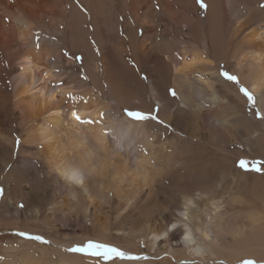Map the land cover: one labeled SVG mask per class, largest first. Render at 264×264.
<instances>
[{
  "label": "bare ground",
  "instance_id": "bare-ground-1",
  "mask_svg": "<svg viewBox=\"0 0 264 264\" xmlns=\"http://www.w3.org/2000/svg\"><path fill=\"white\" fill-rule=\"evenodd\" d=\"M203 2L206 7H201L199 0H0V129L8 118L7 106L11 103L13 110L18 108L23 124L30 122L24 140L32 145L28 149L39 157L37 162L20 156L21 168L54 174L59 187L68 196L66 209L69 213L72 208L83 219L88 215L89 205L109 203L105 190L112 180L124 189L136 183L147 185L154 179L156 175L150 171L148 155L141 153L143 148L151 146L147 139L148 126L141 125L144 121L137 122L115 111L127 106L128 101L145 108L159 103L161 116L165 110H173L176 98L164 94V84L170 80V74L174 77L173 84L176 87L177 83L180 85L177 94L181 98V106L192 97L197 106L202 98L213 103L222 100L214 90L216 82L224 83L234 98L243 100L231 83L216 74L219 61L228 64V58H232L238 66L239 80L258 94V106L264 116V25L237 38L239 26L249 24V17L252 24L255 19L264 21V6L261 5L264 0ZM169 41L182 43V48L176 47L182 54V62L178 63L172 55L157 53L161 45ZM91 43H96L98 55L89 54L85 49L84 46ZM65 44L73 50L82 46L84 59L85 54L88 61L95 59L92 64L86 66L85 63L84 68L92 76L97 92L103 95L105 91L108 104L95 108L97 100L90 96V82L76 85L82 88L80 93L71 91L70 81L62 77L60 48ZM105 47L109 54L106 70L102 66L104 62H96ZM164 55L170 63L165 62ZM126 56L142 61L141 69L147 82L142 83L138 78L130 85L132 72L123 63ZM110 65L120 76L113 77L109 73ZM193 69L199 70L200 76L191 73ZM103 73L106 76L101 78L99 74ZM146 92H149L151 101H146ZM73 112L93 123L78 122ZM12 113L15 117L16 112ZM254 135L258 136L256 150H260L259 154L264 157V133L258 130ZM140 143L142 149H138ZM253 150L256 152L255 147ZM167 159L175 161L172 155ZM5 160V152L0 153V168ZM53 187V196L61 193L58 186ZM42 192L46 195L44 186ZM7 195L2 198L3 206L10 216L20 218L21 212L11 199L5 201ZM201 197V191L186 196L181 207L196 206L199 204L196 199ZM219 208L218 203L211 202L200 213H192L185 230L174 228L169 231L167 226L181 219L163 215L157 225L130 228L128 233L123 232V236L131 244L136 238H142L151 245L157 240L158 245L165 247L174 243L179 246L176 251L188 248L200 253L205 247L210 251L220 240L217 231L223 233L226 228L217 225L215 231V226L203 220L202 215H209ZM178 211L186 215L182 209ZM261 226L264 240V219L262 223L258 219H250L248 230L254 231ZM194 231L200 232L201 244L194 241ZM104 232H101L102 236H108ZM19 244L20 248L24 247L25 254L10 264H37L38 257L28 252V248L41 252L48 250L30 242L19 241ZM64 245L69 250L75 247L70 243ZM261 245L263 243L255 244L251 249L258 258H264V249H259ZM48 251L50 259H47L54 260L51 264H96L77 254L55 260L53 252L56 251ZM191 258L188 255L186 260ZM119 264L139 263L120 261Z\"/></svg>",
  "mask_w": 264,
  "mask_h": 264
},
{
  "label": "rangeland",
  "instance_id": "rangeland-1",
  "mask_svg": "<svg viewBox=\"0 0 264 264\" xmlns=\"http://www.w3.org/2000/svg\"><path fill=\"white\" fill-rule=\"evenodd\" d=\"M261 5L264 6V2ZM247 20L250 21L249 24L239 26L238 36L236 35L239 39L252 28L257 27L258 30L263 28L264 21L255 19V23L252 24L251 17ZM141 31L143 29L139 32ZM161 46L157 51L159 55L164 53L172 55L176 57L178 63L182 62V54L176 49V47L182 48V43L169 41ZM84 47L89 54L98 55L96 43ZM165 48L167 52H164ZM126 49L129 51V48ZM83 53L85 52L82 46L78 50H73L67 44L60 48L64 70L62 77L70 81V88L74 93L82 91V88L76 87L77 84L90 82L88 87L90 96L97 100L95 108H101L104 104H108L109 99L105 91L103 95L97 92V88L92 84L94 82L92 76L88 75L84 68L85 63L87 66L95 62V59L88 61L89 58H86L85 54L84 59ZM100 55L101 58L96 59V62H104L102 66L106 70L109 62L106 47ZM123 59L124 65L132 72L131 86L138 78L142 83L147 82L146 74L141 69L140 59L134 60L132 56ZM163 59L166 63H170L165 55ZM236 68H238L237 63L232 58H228V64L220 60L216 66V74L231 83L245 102L234 98L227 85L216 82L214 90L222 100L213 103L202 98L201 105L198 102L202 106L200 107L192 97L191 101L181 106V98L177 94V87L180 91V85L177 83L176 87L173 84L174 77L170 74V80L164 84V94L176 98L173 110H165L161 116L158 113L159 103H153L152 106L145 108L139 103L129 101L127 106L116 109L115 112L123 117L126 116L125 110L141 111L149 117L141 122V125L148 126L147 139L151 146L142 149L140 143L138 149H142L141 153L148 155L150 171L156 176L149 180L147 185L136 183L124 189L112 180L105 190L109 203L95 202L92 206L89 205L88 215L83 219L80 213L75 212L76 210L70 208V213L67 211L68 196L59 187L54 174L21 168L20 156L33 158L37 162L39 157L35 151L28 149L32 145L24 140L30 122L23 124L17 112L18 108L13 110L14 106L8 104V118L1 125L2 130L0 129V153L5 152L6 156L0 168L2 171L0 210L6 212L0 211V246L2 247H0V264H10L12 260L18 261L20 255L25 254L24 247L20 248L19 241L39 244L50 251H56L57 254L53 252L56 256L55 260L63 257L67 259V255L77 254L87 257L90 262L96 264H119L120 261H136L139 264H245L246 261H254L255 264H264V258H258L257 254L251 252L255 244L263 243L259 249H264L263 226L254 231L248 230L250 219H258L259 223L264 219V157L259 154L260 150H256L258 136L254 135L258 130L264 133V116L258 106V94L253 93L240 80L237 84L226 80L220 74L222 71H227L237 76ZM109 73L113 74V77L120 76L111 65ZM191 73L196 77L200 76L199 70L193 69ZM99 76L103 78L106 75L103 73ZM241 87L247 88L253 94L254 101L247 99L239 90ZM173 91L175 95L172 94ZM120 97L126 98L123 95ZM144 97L147 102L151 101L149 92H146ZM12 111L16 112L15 117ZM254 147L257 153L253 150ZM169 155L175 158L174 162L167 159ZM242 161L246 165L243 168L240 166ZM253 166L260 167L261 170L255 171ZM54 185L60 188L61 193L58 192L53 196ZM43 186L46 195L42 192ZM198 191L202 192V197L196 199L199 204L181 207L186 196L195 195ZM6 192L8 195L5 201L10 198L16 209L21 212V217L18 219L10 216L3 206L2 198L7 194ZM211 202L218 203L220 208L210 212L209 215H202V219L215 226L214 230L217 225L225 226L226 232L217 231L220 240L212 245L210 251L207 247L202 248L200 253L188 248L184 251H176L179 246L174 243L173 246L165 247L158 245L157 240L151 245L142 238H136L134 244H131L123 236V232L128 233L130 228L139 229L157 225L163 215L181 219L178 223L167 226L169 231L174 228L185 230L189 216L195 212L200 213L210 206ZM178 209H182L186 215L181 214ZM102 231H106L104 232L108 235L105 236L106 238L102 236ZM21 232L30 236H41L44 239L43 241L29 239L19 235ZM193 233L194 241L201 244L200 232ZM100 237L106 240L102 241ZM89 241L116 247L137 259L113 257L105 260L102 256L73 252L64 245L70 243L73 247L74 245L86 247ZM28 250L38 257L37 264H51L54 261L47 259H50L48 250H43L44 253L34 248ZM188 255L192 258L186 260Z\"/></svg>",
  "mask_w": 264,
  "mask_h": 264
},
{
  "label": "snow or ice",
  "instance_id": "snow-or-ice-1",
  "mask_svg": "<svg viewBox=\"0 0 264 264\" xmlns=\"http://www.w3.org/2000/svg\"><path fill=\"white\" fill-rule=\"evenodd\" d=\"M199 3H200L201 7H206L203 0H199ZM220 74L226 80L233 81V82L239 84V79L237 76L231 75L227 71H222ZM239 90L247 97V99L249 101H254L253 94L247 88L241 87ZM172 94L175 95V92L173 91ZM125 114L129 119L135 120L137 122L145 121L149 118L145 113H143L141 111L125 110ZM72 115L80 123H88V124L93 123V121H91V120H87V121L83 120L76 112H73ZM153 119H154V117H153ZM118 146H119V142H118ZM240 166L243 168L246 165L242 161ZM253 170L260 171L261 168L257 167V166H253ZM19 235L25 236L29 239H35V240H42L43 241V239H44L41 236H30L29 234L23 233V232L19 233ZM71 250L73 252H82V253H88L91 255L102 256L105 260H110L113 257H119L121 259H137V257L129 256L125 252L119 250L116 247L109 246V245L103 244V243L92 242V241H89L87 243L86 247L77 246V247L72 248ZM245 264H255V262L254 261H246Z\"/></svg>",
  "mask_w": 264,
  "mask_h": 264
}]
</instances>
